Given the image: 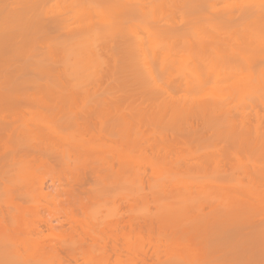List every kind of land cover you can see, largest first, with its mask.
I'll return each instance as SVG.
<instances>
[{
    "label": "rangeland",
    "instance_id": "1",
    "mask_svg": "<svg viewBox=\"0 0 264 264\" xmlns=\"http://www.w3.org/2000/svg\"><path fill=\"white\" fill-rule=\"evenodd\" d=\"M0 1H3L0 2V10H4L0 11L3 14L0 15V19L3 18V23L0 20V35L6 26L3 37L0 36V69L5 59L10 61L6 62L10 66L16 62L19 64V61L20 64L25 62L30 65L28 61L37 60L31 51L33 52L34 47L40 49V45H35L39 41L35 40L39 38V34L43 36L41 33L36 36L33 30L31 35L27 32L32 14L35 18L40 14L41 19L46 16L45 21L48 17L50 24L56 21L50 18L62 15L60 19L64 16V21L70 23L71 27L74 26L76 8L73 4L78 0H50L44 7H40L37 0H30V3L25 0L27 5L23 0L20 3L21 0H7L6 4L4 0ZM223 1L218 0L216 3V13L230 7L236 10L253 0H225L224 3L228 5H223ZM37 6L40 8L34 12L38 9ZM19 8L29 12V15L24 14L25 11L21 14L22 10ZM14 14L19 19L25 18L28 23L23 22L26 24L23 26L18 24L23 19L15 18L17 20L13 21ZM216 18L220 19L218 16ZM216 18L214 24L217 23ZM30 20L32 22L33 19ZM12 21L15 22L14 25ZM8 22L12 23L10 25L15 30L19 29L14 28L16 26L27 27L24 29L30 36L25 35L23 39L19 29L20 32H15L17 35L13 34V43L7 46L11 39L6 42L7 36H4L9 35L7 30L11 33L9 30L12 29ZM49 23L46 24L48 28ZM242 23L240 20V24ZM251 23L254 22L246 20L241 26L238 22L235 28H227L230 31L226 28L222 30L228 24L222 26L220 23L221 28L216 26V34H212L217 37L210 36L211 30L206 32L209 36L199 32L198 36L195 35L197 40L188 38L190 42L186 41L184 46L182 42H179V46H172L180 48L181 52L193 53V43L198 50L204 49L205 45L207 48L215 40L216 50L219 52V48L226 46L224 49L228 48V53H223L229 54V57L230 54H239L241 60L246 61V57L253 59L254 56L253 61L248 60L252 65L258 61L255 58L260 56L258 49L264 46V33H261L264 30L255 28L256 24L250 26ZM58 31L66 32L61 28L53 29L54 33L51 32L52 35L49 36L56 37V32L60 35ZM32 35L34 39L31 38ZM222 36L227 39L222 41ZM26 37H30L27 42ZM40 43L47 45L41 41ZM11 44L13 45L10 46ZM32 44L33 47L30 46ZM247 45L250 49L257 45L256 52L252 50V54L250 50L243 51V47ZM9 46H18V55L25 53L24 57L14 55L11 52L13 48H8ZM234 46H238L236 51ZM21 50H24L23 53ZM38 52L40 51L37 50V55ZM12 53L14 57L23 59L13 60L12 55H9ZM184 54L182 57L187 61L182 58L178 63L183 64L180 65L182 68L178 65H175L176 68L172 67L179 73L170 69L166 79L163 78L165 74H162L164 81L160 79L159 82L170 85L172 80L180 81L187 76L191 55ZM8 55L11 60L6 58ZM243 55H246L245 58ZM37 58H40V54ZM232 59L234 58L231 57V62ZM218 60L219 58L216 62ZM227 64L229 65L228 62ZM242 64L246 73L241 66L232 65L227 68L228 65L224 63L220 67V64H216L218 82L214 83L215 87L211 82V87H206L204 81L206 85H202V89L200 86L197 90L188 91L189 86L186 87L188 89H182L187 90L186 92H180L181 89L174 87L176 92L172 94L168 85L167 89L164 83H155L158 89H164L160 90V94H163L161 98L158 95L157 100L154 98L155 101L143 99L142 93H147L148 88L140 91L145 87L133 80H130L133 81L129 83L131 85L128 84L131 88L128 85L125 87V83L120 85L110 93L116 94L117 98H106L98 106L86 98H69L65 92L55 97L56 99L52 98L54 100L50 99L51 102L44 99L43 104L39 101V94L33 95L36 91H33L36 89L33 85L29 91H32L31 99L23 100L25 103L21 102L25 96L21 100L17 97L15 102L14 99L13 102L6 100L4 103L0 100V264H244L248 261L261 264L264 261V99L260 101L262 107L260 103L258 107L252 105L250 110L248 108L249 113L245 108L244 113L248 114L247 120L244 119L245 123H238L240 120L237 114L234 119L236 124L229 132L223 131L220 125L218 128L221 130L216 129L215 133L209 123L195 117L192 120V116H188L186 124L180 115L179 118L173 115L177 120L171 118L174 121L171 123L169 113L166 111L167 114L164 115L160 111L166 110L164 106L172 108L168 100L174 104L182 102L181 105L186 100V103L191 100L193 103L210 101L212 98L218 101L221 99L218 95L227 93L230 96L235 92L240 96L237 93V102L234 105L231 102L230 107L228 106L229 113L234 111L235 115L238 108L244 111L243 102L248 96H264V67L258 70L257 67L262 64L257 62L253 65H259L249 71L250 65H245L247 69L244 68V62ZM222 65L225 67L222 68ZM221 70L230 74L235 71V75L232 73L234 77H230L227 73V77ZM204 71L205 69H200L198 74L203 75ZM207 73L206 71L203 76L207 78L210 75L212 81L214 75L208 73L207 76ZM221 74L225 76L224 80ZM251 74L254 75L255 82L248 83L245 79ZM242 75L248 76L243 78ZM257 75H261L260 80ZM255 76L259 81L255 80ZM193 85L195 84H191ZM122 86L125 87L123 90ZM133 86L143 87L135 90ZM131 90L141 94L142 99L134 96L135 93L134 98L129 93H124H131ZM253 90L262 93L260 95V92L255 93ZM63 91L66 89L63 88ZM147 96L152 97V93ZM162 98L167 105H164ZM222 99H226V96ZM149 104L152 109L149 108L150 114H146L143 107L147 109ZM138 108L144 115L140 111V116ZM157 111H160V115H157Z\"/></svg>",
    "mask_w": 264,
    "mask_h": 264
},
{
    "label": "bare ground",
    "instance_id": "2",
    "mask_svg": "<svg viewBox=\"0 0 264 264\" xmlns=\"http://www.w3.org/2000/svg\"><path fill=\"white\" fill-rule=\"evenodd\" d=\"M6 1L7 0H4L5 4H6ZM23 1L25 3V0H23ZM37 1H38V5L40 7H44L46 5L45 3L50 1V0H37ZM224 1H223V3H224ZM230 1L231 0H228V2H230ZM243 1H245V0H243ZM0 2L3 3V1H0ZM20 2H22V0L19 1V3ZM28 2L30 3L31 1L28 0ZM217 2H218V0H78V1L74 2V4H73L74 7L76 8V12L74 13V19H75L74 26L71 27L70 23L65 22L64 21L65 18L63 19L64 16L62 17V19H60L61 18L60 16H62V15H60V16L56 15L54 18H50V19L56 20L55 22H52L51 24L49 23V21H51V20L48 21L49 18L47 17L46 21H48L51 29L53 28L55 30V29L61 28V29L66 30V32L65 31L64 32L58 31V33L60 32V35L56 34L57 33L56 32L55 33L56 37H54V36L50 37L52 35V34L50 35V33L52 32L53 29L51 30L46 25L48 23L45 21L46 16L44 15L43 10H42V13H43V16H45L44 19L43 18L41 19L42 16L40 14H37L39 16L36 18L33 17V14H32L31 17L29 18V23H28V20L25 21V18H23V17L19 19L15 15L17 13L16 12L14 14L15 17L13 16L14 20H13V18L10 20L16 21L17 19L15 20V18H18L19 20L23 19L24 21L22 20V22L17 21L18 24L20 23V24H23V26H25L28 23L27 27H29V28L23 27L22 25L14 27L16 29H17V27H19V29H21V31L23 32V34H22V32L20 34V35H22L21 37L23 39H25L24 36L25 35L30 36L32 34L31 30H33V33L35 35L41 33L43 36V37H41V35L39 34V38L37 37L35 42L41 41V42H44L45 45L46 44L47 45L43 46L41 43L39 44V42L35 43V45H37L38 47L40 45V49H36V47H34L36 49V51H35V49L31 48V49H33V52L35 51V53H33L31 51V53L33 54V55L32 54L31 55L33 57H36L37 60L36 61L33 60V61H35V62L32 61L33 63L31 62V60L28 61V62H30L29 63L30 65H27V63H25V62H24V64H20V61H19L20 65L18 64V62H16L18 65L16 63H14V65L10 66L9 64L7 65V63L10 61H7V59L4 60L5 63H4V65L2 64V67L0 69V100L1 101L3 100V103H4V101H6V100H10V102H13L12 100L14 99V102H15V99L17 100V97L19 100H21L23 98V96H25V97L21 100V102H23V100H29V99H31V95H32L31 94L32 91L29 92L30 86L33 85L36 88L33 90V91L36 90L33 93V95L35 93L39 94L40 95L39 101L41 100L43 102V104H45L44 99H48V100H50L52 98L56 99L58 96H61L65 92L66 95L69 96V98H70V96L72 99L74 97L77 99H81V98L85 99L86 98V99H89L91 103L93 102V104L96 106L97 104H100L106 98H108V100H112L111 98H113L114 96H115V98H117L116 94H114V95L110 94V93H112V91L115 88L120 87V85H122L124 83H125L124 84V86H125V85H128L130 82L136 81L135 82L136 84H138V83H140V85L143 84V86L145 88H142L143 86H141L140 88L139 87L135 88L133 86V88H135V90H140L142 88L140 91H143V90L146 91V89L148 88L146 91L147 93H142V96L144 97L143 99H146V100L149 99L151 101H155L154 98L157 100L158 97L161 98V96L163 95V94H160V90L163 88L158 89L157 84H159V83L163 84L164 83L163 85H164V87L166 86V88L168 85V83H165L162 81L159 82V80L160 79L163 80L162 76L164 74L165 75L163 76V78L166 79L165 76L168 73L167 71L170 72L171 71L170 69H172V67L174 68L175 65H178V63L182 61V58H183L182 56L184 53L186 55H191V63L189 65V70H188L187 76L183 77V79L180 78L181 79L180 81H177L179 79L176 78L177 80L174 79L170 82V85H168V86L171 88L172 94H173V92H176L174 90V87L176 89H181L180 92H186L187 90L186 91H184V90L186 87L189 88V86H190V88H189L190 90L188 88H186V89H188V91H193V89L197 90L202 85L205 87L206 84H207L206 87L207 86L211 87V85H214V83L216 84V82H218L216 80V76H217L216 75V72H217L216 66L218 64H220V65H218V67H220L222 63H224L227 66L228 65L227 62H228L229 65L227 66V68L233 65V66H237V67L241 66V69H242V67H243L242 62H244V66L246 64L250 65L249 61H251L252 58L248 59L249 57L245 58L246 55L245 56L243 55V57L245 59H247L246 60L247 62H246V61L241 60V58L239 57V54H236V56L238 55L237 57H239V59L235 55L231 56V54L229 57V54L228 55L224 54V53H228L227 52L228 48L224 49V47H226V46L221 47L222 51L220 50L221 48H219V52H218L216 50V41L215 40L211 41L208 44L207 48L205 45L204 49L202 48V49H198V50H196V47L193 43V50H191L193 53H188L187 51L181 52L180 48L179 49L177 47L174 48L172 45L179 46L181 44L179 42H182V46H184L187 42L188 43L190 42V40L188 38H195L197 40L196 37L198 36L199 32H201V34L206 33V32L208 33L210 30L212 32V33L209 32L210 36L211 37L212 36L217 37L216 35H212V34L213 33L216 34V26L219 27V25H221V24H223L222 26H224V25L227 26V24H228L227 27H223V28L219 27L222 30H225V28L227 29L228 27H232L230 29H233V27L235 28L237 26L236 23L239 22V25L242 26L246 20L247 21L251 20L254 22L253 23L254 25L256 24L255 28H260V29L262 28L264 30V7H262V0H253V1L247 2L243 6L237 7L236 10L229 6L230 8L228 10L219 11L218 13H216V6L218 8V4L216 5ZM238 2H239V0H238ZM1 3H0V6L2 8ZM33 4H34V2H33ZM8 5H6V6H8ZM34 5H36V4H34ZM223 5H228V4L224 3ZM3 7H4V5H3ZM25 8H28V7L26 6ZM36 8H38V6ZM39 8L37 10L35 9L34 12L38 11ZM22 9L23 8H21L20 10H22ZM11 10H9V12ZM0 11L3 12L4 10H0ZM12 11H11V13H12ZM24 11L22 10L21 14ZM28 13L29 12L25 11L24 14H28ZM1 14L2 13H0V15ZM6 16H8V15H6ZM22 16H24V15H22ZM34 16H36V15H34ZM216 16H218V18H220V19H217ZM3 17H5V16H3ZM24 17H28V16L26 15ZM57 17H59V19L61 21L58 20ZM8 18H11V17L9 16ZM31 18L33 19L32 22H30ZM215 18L218 20V21L216 20L218 25H216L217 23L216 24L213 23V22H215ZM2 19H0L1 23H3ZM221 20H222V22H221ZM233 20H234V22H235V20H238V21L235 22V24H233L234 23ZM240 20H241V23L243 21L242 24H240ZM33 21H36L37 23H35ZM5 22H7V21H4V23ZM23 22L26 24H24ZM210 22H212V23H210ZM8 23L10 25L11 22H8ZM14 23L15 22H13V25H14ZM31 23H34L36 26L34 24H31ZM18 24H15V25H18ZM231 24H233V25H231ZM253 24L251 23L249 25L251 26ZM30 25L31 26L34 25V26H32V28H31ZM37 25H38V27H37ZM51 25H52V27H51ZM0 26L2 27L1 24H0ZM12 26H11V28H12ZM257 26H259V27H257ZM21 27H23V28H21ZM5 28H6V26H5ZM5 28H4V31H6ZM24 28H27L28 31L25 30ZM12 29L9 30V31H11V33L8 32V30H7V33H9V35L6 34V32H5L6 35L4 34L5 35L4 38L7 36L5 38L6 42H7V40L8 41L10 39L12 40V41L10 40L9 42H7V44H6L7 46L11 42L13 43V39H12L13 34L17 35V33H15V32L19 30V29H17V30H15V29L12 30ZM230 29H227V31L228 30L230 31ZM260 29H259V31H260ZM40 30H41V32H38ZM48 30L50 32H48ZM4 31H1V32L4 33ZM12 31H14V32L12 33ZM26 31L28 33H30V35H27L28 33ZM35 31H37V32H35ZM19 32H20V30H19ZM19 32H18V34H19ZM54 32H52V33H54ZM237 32H239V31H237ZM2 33L0 36L3 37ZM63 33H65V34H63ZM261 33H264V31H262ZM11 34H12V36H10ZM196 34H197V36H195ZM219 34L220 33H218V35ZM16 35H14V36H16ZM36 36H38V35H36ZM207 36H209V35L207 34ZM262 36L264 37V35H262ZM17 37H16V39H17ZM13 38H15V37H13ZM22 38H20V39L22 40ZM29 38L26 37L25 41L27 42V40ZM31 38L34 39V36L32 35ZM223 38H222V41L223 40L225 41V38L227 39V37H225L224 39ZM233 38L231 40H234ZM205 39H206V37H205ZM244 39H245V36H244ZM3 41H4V39H3ZM31 41L32 40H30V42ZM175 41H177V42H175ZM21 42H23V41H21ZM251 42L252 41L250 40L249 43H251ZM172 43H175V44H172ZM249 43L247 42L246 44H249ZM12 45L13 44H11L10 46H12ZM17 45H19V44H17ZM230 45H231V43H230ZM10 46L8 48H11V49L13 48V51H11V52H13L14 55H16V54H17V56L23 55V54L18 55V53L20 51L19 50L17 52L18 46L15 48L10 47ZM26 46H27V44H26ZM30 46L33 47V44ZM23 47H25V46H22V48ZM27 47H29V46H27ZM234 47H236V48H234ZM234 47H232V48H234L236 51L238 46H234ZM246 47H247V49H245ZM16 48H17V50H16ZM22 48H20V49H22ZM41 48L45 49V50H42ZM27 49L30 50V48H27ZM238 49L242 51V49H240V47ZM260 49L264 50V46H263V48L260 47ZM260 49H258L259 52L257 51V53L261 56V58H259L260 56L258 57L257 54L256 55L254 54V55L257 56L255 58V60L256 61L258 60L257 62H259L262 65L258 66L259 65L258 64L257 65L258 67L254 66L257 64V62L252 63V65H250L251 67L247 65L248 68H250L249 71L252 70V67H257L258 70H262V66L264 67V63H263L264 55H262V53L264 51L262 52V50H260ZM15 50L17 53H15ZM37 50L40 51V52H38V55L36 54ZM245 50H247L248 52L250 50V53L253 52L252 50H254V52H256L257 45L254 47V49H252V48L250 49L248 47V45L244 46L243 51H245ZM23 51L21 50L22 53H23ZM216 51L218 53H216ZM25 52L28 53V51H25ZM13 53L9 54V55H12L11 57L13 58V60H14V58H16L15 60L20 58V57L17 58V56L14 57ZM39 54H40V58H37V56L39 57ZM9 55L6 56V58L9 57ZM24 55H25V53H24ZM24 55H23V57H24ZM28 55H30V53ZM3 56H4V54H3ZM25 57H27V56H25ZM29 57L31 58V56H29ZM33 57H32V59H33ZM55 57H57L56 60H55ZM216 57H217V59L219 58V60H221L222 62L219 63L220 61L218 60L217 61L218 63H217ZM231 57L234 58V59H232V62H231ZM243 57H242V59H243ZM12 58L9 57L8 59L11 60ZM184 58H183V60H184ZM20 59H23V58L21 57ZM222 59L224 61L226 59V61L224 62ZM237 59L240 60L241 63ZM253 59H254V56H253ZM253 59H252V61H253ZM185 61H187L186 58H185ZM236 61H237V63H236ZM13 62H11V63H13ZM0 63H2V61ZM231 63H234L235 65L231 64ZM238 63H240L242 65H240V64L236 65ZM180 65H183V64H179L178 66H180ZM0 66H1V64H0ZM176 67L177 66H175V68ZM180 67L182 68V66H180ZM224 67L225 66L222 65V68H224ZM237 67H236V69L238 70L239 68H237ZM244 68H247V67L245 66ZM200 69L202 71L205 69V71L203 72L205 74H203V75H206V71L208 73H210L211 75L213 74L214 79L211 81V79H212L211 76L209 75V77H207L208 73L206 76L207 78H205V76H203V75L198 74ZM230 69H232V68H230ZM233 69H235V67ZM254 69H256V68H254ZM172 70H174V69H172ZM226 70H228V69H226ZM243 70L244 69H242V71ZM175 72L179 73V71H175ZM221 72H222V70H221ZM234 72L235 71H232L233 74L232 73L231 74L235 75ZM243 72L246 73V69ZM35 73H37L38 76H36ZM156 73H157L158 77L160 76L159 79L157 78L158 80H156V77H157L155 75ZM225 73L230 74V72H228V71H226ZM225 73L222 72V74H225ZM250 73H253V71H251ZM250 73L248 72V74H250ZM222 74H221V76H222ZM229 74H227L226 76L228 77ZM231 74H230V77L232 76ZM198 75L200 77L202 76L203 78L201 79ZM243 75H246V74H243ZM243 75H242L243 78L244 77L247 78V76H248V75L247 76H243ZM251 75L252 76L249 75L248 79H245L248 81V83H250L251 81H254V79H253L254 75L253 74H251ZM261 75H259V76L257 75L259 77V80L261 78L260 77ZM257 76H255V80L259 81ZM168 77H171V76H169V74H168ZM224 77L225 76H222L221 78L224 80L225 79ZM232 77H234V76H232ZM243 78H242V80H243ZM130 80H133V81H130ZM204 81L206 84L204 83ZM172 82L174 83V85H171ZM210 82L212 83L211 85H210ZM254 82H252V83L254 84ZM155 83H157V84H155ZM64 84H66V85L64 86ZM191 84H195V85L191 86ZM129 85H131V84H129ZM124 86H122V90H123V88L126 87V86L125 87ZM155 86H156V88H155ZM203 86L200 89L204 88ZM215 86L216 85H214V87ZM131 87L132 86H129V88H131ZM63 88H65L66 91L62 92ZM152 88H153V90H152ZM182 89H184V90L182 91ZM154 91H155V93H154ZM167 91H168V94L169 93L171 94V92H169L170 90H167ZM257 92H255V93H257ZM124 93H126L127 95L129 93L130 96L133 98H134V96H139V98H141V94L139 95L138 92L135 93L134 90H131L132 95L130 92L125 91ZM134 93H135V95H134ZM151 93H152V97L151 96L148 97L147 94L151 95ZM163 93H165V92H163ZM237 93L238 92L232 93L233 95L235 94L234 97H232L233 95L230 94L231 98H230L229 94H227V93L226 94L228 96L226 94L218 95V98H221L220 100L218 99V101L216 100V98H214V99L212 98V100H210V101H202V102H198V103H193L191 100L190 103L189 102L186 103V101H187L186 100L184 102L186 105L185 104L181 105L182 102L178 103V104H180V105H178L177 102H175L176 106H174L175 104L168 100L167 102L171 103L172 108H170V106L169 107L164 106L167 104H166V100H164V98H162V100L165 101V104L163 106L166 110H164V111L160 110V111H162L164 113V115L169 113L168 115H170L169 116L170 121H171V118L174 121L177 120V119L176 120L174 119L173 115H175L176 117L178 116V118L180 115V117L184 118L183 123L186 122V124H187L188 123L187 122L188 116L190 118L192 116V120L195 117L196 119H199V120H202L203 122L209 123L210 126L214 129L215 133H216V129L221 130L218 128L220 125H222L223 131L229 132L232 128H234V125L236 124V122H234L235 121L234 119H235L237 114H238L237 117L240 120V121H238V123L239 124H243V122L245 123V121L247 120V117H248V114H245V113L246 112L249 113V110H250V108H252V105H254L253 107H258L259 103L260 104L262 103L260 101L261 100L263 101V99H264V96L262 98V95H261L262 92H260L261 96L255 95V94L250 95L243 102L242 110H244V111H240L238 108V109H236L235 115L233 113L234 111L232 112V114H233L232 115L231 113H229L228 106L231 105L230 104L231 102L233 105H234V102H237V98H236ZM109 94H110V96L108 97ZM171 95H169V97ZM224 95L226 96V99H222L223 97H225ZM238 95H239V93H238ZM263 95H264V93H263ZM215 96H216V94H215ZM119 97H122V96H119ZM260 97H261V99H260ZM232 98H233V100H231ZM54 99H52V100H54ZM170 99L172 100V98H170ZM238 99H239V97H238ZM149 100H148V102H149ZM207 100H209V99H207ZM50 102H51V100H50ZM139 102L141 104V101H139ZM256 102H258V104ZM16 103H18V102H16ZM23 103H25V102H23ZM28 103H29V101L27 102V104ZM35 103H37V102H35ZM5 105H7V104L5 103ZM141 105L143 106L144 103H142ZM255 105H257V106H255ZM261 107H262V104H261ZM149 108L152 109V105L150 106V104H149V107L147 109H145V107H143L144 113L146 112V114H150ZM168 108H169V110H168ZM245 108L247 109L246 112H245ZM248 108H249V110H248ZM0 109H1V107H0ZM138 110L140 113L141 109L138 108ZM233 110H234V108H233ZM143 111H141L142 114H143ZM160 111H157V115H160L159 114ZM166 111H167V113H166ZM139 113H137V115ZM164 115H163V117H164ZM140 116H141V113H140ZM241 116H242V118H241L242 123H241V119H240ZM243 116H245V117H243ZM169 118L168 119L166 118L167 122H170ZM163 119H165V118H163ZM205 119H206V121H205ZM208 119H209V121H208ZM244 119H245V121H244ZM172 121H171V123H172ZM36 130H37V128H36ZM27 132H29V131H27ZM39 186L40 185H38V187ZM41 187H42V185L40 186V188ZM204 229H205V227H204ZM181 262H183V261H181Z\"/></svg>",
    "mask_w": 264,
    "mask_h": 264
},
{
    "label": "snow or ice",
    "instance_id": "3",
    "mask_svg": "<svg viewBox=\"0 0 264 264\" xmlns=\"http://www.w3.org/2000/svg\"><path fill=\"white\" fill-rule=\"evenodd\" d=\"M262 7H264V0H262ZM244 264H253V262L248 261V262H244ZM261 264H264V261H262Z\"/></svg>",
    "mask_w": 264,
    "mask_h": 264
}]
</instances>
